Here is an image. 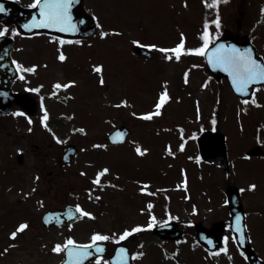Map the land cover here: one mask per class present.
I'll use <instances>...</instances> for the list:
<instances>
[{"label": "rangeland", "instance_id": "374dc122", "mask_svg": "<svg viewBox=\"0 0 264 264\" xmlns=\"http://www.w3.org/2000/svg\"><path fill=\"white\" fill-rule=\"evenodd\" d=\"M21 1L23 4L30 2V0ZM85 1L87 10L90 13H96L106 29L119 28L123 35H113L104 40L94 35L90 38L91 46L88 44L89 40L85 41L84 45L66 43L63 50L68 59L63 63L56 59L57 45L50 42L49 37L36 35L29 39L22 35L15 36L17 46L14 56L16 58L26 65H48L46 68H38V75L29 74V86L44 84L42 93L46 96L45 103L50 110L51 119L62 123L61 127H54V131L62 139H66V143L58 144L46 129L37 124V117L39 118L42 114L40 110L31 125L26 119L24 122L25 117L13 116L12 113L15 111L9 115L0 116V172L9 165H17L16 151L18 148H23L26 155L24 164L11 171L14 175L16 174L18 182L16 180L12 183L14 176L11 174L3 175L0 177V190L6 187L5 198L14 203L19 196L23 195L21 189L23 192H29L33 187L37 188V192L27 198L32 202L27 201L15 209L11 204L7 207L5 205L6 210L11 212L9 218L4 219L2 226L9 225L15 220L18 222L28 220L30 228L18 238L16 248H12L8 254L0 255V264H53L61 258V255L52 253L51 246L56 241H63L66 236L71 235L78 241H86L93 230L119 231L135 223H145L147 213H138L137 210L138 207L140 209L143 206V201L138 197L142 195L136 193L139 187L136 184L137 180H150V186L153 185L155 189H163L165 186L170 189L171 199L169 201L167 199L166 202L165 198L160 196L162 198L161 207L155 204V214L161 220L166 219V211L170 210L173 215L180 217L178 223L181 227L185 226L184 221L186 220H194L195 224L208 227L223 216L224 181L222 173L213 168L206 174V169L202 167L204 170L202 171L187 158L188 154L195 153L194 141L190 140L187 143L185 152L177 151L180 134L176 125L184 126L185 135H189L188 130H195L200 123L209 127L208 118L211 115L209 113L215 100L211 98V90L217 89L214 82H210L207 89H201L200 85L205 80V74L199 71L201 68L199 67L192 69L190 84L183 83L184 70L193 63L199 64V60L195 62L194 56L185 57L182 63L170 64L164 62L160 58L161 54L154 50H152L154 56L149 59L136 56L133 52L135 46L131 44L132 39H140L143 43L170 46L177 42L179 32L184 31L188 45L197 46L200 43L199 33L202 31L203 21L205 18L213 19V10L206 8L203 0H187V7L184 6V0ZM224 4H221V9ZM243 7L247 14L240 20L239 32L234 29L235 32L250 35L251 27L255 28V39L264 43V17L262 15L257 17L261 8H264V0H228L222 13L220 9L223 25L226 26L229 18H235V16L237 21L238 9H241L242 13L244 12ZM248 15L255 18L249 26L246 25L245 20ZM253 23L256 24L254 27ZM234 24L235 22L232 23L233 26ZM95 63L105 65L104 74L107 80L105 87L98 85V76L91 70V65ZM69 79L79 81L78 86L67 90L73 94L74 99H66V91H61L58 97L47 96L54 81L66 82ZM163 79L171 81L169 87L174 97L173 101L166 106L163 116L153 121L132 117L130 115L132 111L151 110ZM16 86L19 90L25 89V82L19 80ZM223 90L227 91L225 86ZM227 93L226 100H229L230 95L228 91ZM30 94L38 99L36 94ZM125 95L134 107L115 109L111 106L118 103ZM177 96L181 97L179 101L175 99ZM59 97L63 100H58ZM257 99L261 105H264V94L258 93ZM197 100L200 102L202 114L200 121L196 120ZM261 108L264 109V106ZM61 113L67 115L62 116ZM72 113H75V118L68 119L67 116ZM227 118L230 124H234L236 118L234 114H227ZM120 124L126 125L131 131L126 145L109 146L107 151L91 147L93 143H107L106 134ZM81 126L87 129V135L71 132L72 127ZM29 127L33 129L31 132L28 131ZM164 129L171 130L164 131ZM158 131L159 135H157ZM172 135L178 137V140H173ZM132 140L149 148L150 153L143 158L136 156L131 144ZM169 142L173 150L177 151L175 158L164 155L165 145ZM232 142L234 145L236 138L232 137ZM67 143L76 144L79 151L73 165L55 169L57 174H55L54 202L53 191L47 183L49 179L47 172L54 169L56 157ZM35 144L41 145L40 153L32 152ZM230 147H232L231 141ZM82 148H86L87 151H81ZM244 162L251 173L263 178V161L245 159ZM105 164L113 171V175L107 178L123 185L124 190L109 187L103 192L97 191L96 194L101 195L102 200L90 201L85 189L90 186V178L96 169ZM182 165L192 167V172L190 170L186 172L187 178L190 179L187 193L182 188L180 190L175 188L184 176L180 168ZM81 170L87 172L88 175L81 176ZM117 171L120 173L119 180H116L114 175ZM37 174L40 176L39 181L35 180ZM246 178L250 179L252 175L245 173L236 175L238 181H245ZM185 195L190 196V199H184ZM41 198L44 200L43 207L37 203ZM65 200L72 204L81 203L86 209L93 211L97 219L81 221L69 234L61 230L45 232L40 225L41 212ZM191 203L198 208V213L195 215L192 214ZM245 203L246 210L252 213L260 205L259 194L255 192L247 195ZM107 211L116 214L118 218L126 219L125 225L118 227V221L113 225L111 222L113 218L107 215ZM263 216V213L257 212V215H251L248 219L253 241L264 246V226L262 227L263 223L260 221ZM18 222L13 223L10 230H14ZM36 236L40 238L39 241L38 238L35 239ZM184 237H187V242L179 245L176 241L161 240L152 235L146 238L145 236L135 237L130 243V248L137 250L136 244L143 241L144 247L139 250L144 251L146 255L133 263L173 264V259L164 258L163 251L166 249L171 254L179 248L177 258L181 263L212 264L213 261H210L209 257L205 259L208 255L201 249H191L194 243L192 234L184 233L178 240H183ZM0 241V246L8 244L7 238H0ZM109 246L113 245L109 244ZM263 246L259 249L260 253L257 250L262 258H264ZM217 262L218 264H244V259L240 253L231 249L228 255L220 254L215 257L213 263L217 264Z\"/></svg>", "mask_w": 264, "mask_h": 264}, {"label": "snow or ice", "instance_id": "6c2138e0", "mask_svg": "<svg viewBox=\"0 0 264 264\" xmlns=\"http://www.w3.org/2000/svg\"><path fill=\"white\" fill-rule=\"evenodd\" d=\"M76 3H79V0H32L28 5L29 8L35 9L36 14H33L31 19L24 23L21 27L22 29L28 30V32L33 35L38 33L32 32L33 29H49L54 30L59 33L64 34H75L81 31L79 25L85 24L84 19H77L73 16V8ZM205 7L213 10L214 18L209 20L207 18L203 21L202 31L199 33L200 43L197 46H189L187 42L186 33L184 31L179 32L178 40L172 46H163L159 43H143L140 39H132L131 44L142 48L145 50H154L157 53L161 54V59L170 64L182 63L184 58L187 56L202 57L208 65L213 69L222 70L227 74L230 87L234 90V93L240 94L242 97L241 103L245 107H240L237 116L240 113H247L249 111L248 106L262 107L258 102L256 93L260 88L264 87V58H261L258 53L255 52L252 46L248 47H239L235 43H225L221 40L222 32V17L220 13V5L222 3H228V0H203ZM184 6L187 7V0H184ZM8 10L3 3H0V13L7 12ZM261 14L264 15V8H261ZM91 19L95 21V28L98 30L94 35L98 36L101 40H104L113 35H123V32L116 27L106 29L104 24L99 19L96 13H91ZM214 25V30L212 26ZM11 35L15 37L17 35H24L20 28H10L9 25L4 24L0 26V38ZM50 42L57 45V56L56 59L63 63L68 57L63 50V46L66 43H75L78 45H84L85 41L83 39L67 40L64 36H57L49 34ZM89 46H91V40L88 41ZM4 57L0 56V61H3ZM11 64L14 66L15 73L17 78L25 82V90L29 93H34L37 95L39 100V109L41 115L39 117V123L44 129H46L51 137L58 143H66V139H62L60 135L50 126L51 113L49 108L45 103L46 96L42 93V89L45 87L44 84H37L36 86H29V74L38 75V68L47 67V64L38 65L31 64L26 65L20 60L12 59ZM2 66V65H0ZM201 67V65L193 63L187 67L183 72V83L185 85L190 84V73L193 68ZM91 70L93 73L97 74L98 80L97 83L100 87H105L107 85V80L105 78V65L103 63H95L91 65ZM211 77L206 79L201 85V89H207L209 87ZM79 81L76 79H69L66 82L61 80H56L51 85V91L47 93L48 97H58L61 91H66V99H74V96L71 92L67 91L73 87L78 86ZM171 81L168 79H163L161 81V87L158 91L156 98L152 104L151 110L137 112L132 111L130 115L136 117L137 119L144 121H153L156 118H160L164 114V110L170 102L173 101L174 97L171 93L169 85ZM255 86V87H253ZM0 95L7 96V92L0 93ZM191 95V93H189ZM177 101L181 97H175ZM220 100L217 99V105H219ZM115 109L134 107L131 104L127 96L119 100L118 103L111 105ZM13 116L20 117L23 116L28 120V123L31 125L34 123L32 116H30L26 111L22 109H17L12 113ZM62 116L67 114L61 113ZM68 119H74L75 113H72L70 116H67ZM196 120H202L201 108L199 100L196 101ZM111 122V121H109ZM209 127L206 128L204 123H200L195 130H188L189 135H185L186 129L183 125H176L179 134H180V143L178 145L179 152H184L186 144L189 140L196 141L200 138L202 134L208 132L218 131V119L216 111H213L209 118ZM241 131H243V124L240 125ZM261 129H264V125L258 126L257 142L261 145H264V137L259 135ZM33 129L28 128V131L31 132ZM171 129H164V131H170ZM72 133H79L82 135H87V129L83 126L81 127H72ZM128 133L126 131L116 130L109 134L107 139L116 145L124 144L126 142ZM159 135V131L157 132ZM131 144L133 145V151L138 157H146L150 153V149L143 147L138 141L132 140ZM93 149H103L107 151L109 149L108 143H93L91 145ZM18 152L23 153V148H18ZM81 151H87L86 148H82ZM165 157L171 156L175 158L177 156V151L173 150L171 142H169L164 149ZM189 160L194 161L197 164L203 162V156L195 155L188 156ZM245 158H250L249 154H245ZM64 159L67 160L69 157L64 156ZM91 165V162H89ZM171 167V165H169ZM184 171L183 179L180 183L175 185L177 190L181 188L187 193L189 191V184L186 170ZM81 176H87L88 173L81 170ZM113 175L112 169L108 165H102L98 167L94 175L90 178V186L85 189L87 192L88 200H94L99 202L103 199L101 195H97V191L103 192L107 188L124 190V186L121 184L114 183L112 179L107 177ZM116 180L120 179V173L117 171L114 173ZM40 176L37 174L35 180L39 181ZM136 184L139 185L138 192L142 195L155 196L160 191L157 189L156 192H153L150 189V180H137ZM257 188V184L251 183L247 188L241 187L239 191L244 193L245 191H252ZM21 192L25 197H30L33 193L37 192V188L33 187L29 192ZM79 197L77 196V200ZM184 199H190V196L185 195ZM40 207L44 206V200L41 198L37 201ZM224 205H229L230 200L224 199ZM155 204L152 200H148L144 207L139 209L140 213H147V221L145 223H135L134 225L126 226L119 231H104V230H93L90 233L89 238L86 241H78L73 236L69 235L64 238L63 241L54 242L51 247V252L57 255H63L64 259L61 264H133L134 261L142 259L146 253L140 251L144 247V242L140 241L136 244L137 250H132L127 244L131 243L135 239V235L150 231L156 227H170L171 221H178L180 217L178 215H173L170 210L166 211V219H159L155 212L153 211ZM198 213V208L194 204L192 205V214L195 215ZM231 215V213H230ZM248 213L235 214L234 220L226 225L230 230L229 234H225L222 237V246L216 247L215 241L208 236H202V239L206 241L208 245L211 246V249L208 251V257L219 256L220 254L228 255L230 252L229 244L230 241H238L237 247L244 243L245 239H251V236L245 235L246 231H249L248 225L245 222V217ZM43 223L45 225H65V222L68 221L67 227L69 230L72 228L74 221L88 219L95 221L97 219L96 214L86 209L81 203L77 202L74 205L67 206L66 210L63 212H47L42 217ZM186 226H192L195 224L194 220L184 221ZM30 228V222L24 220L18 223V225L9 233V239L15 241L18 235L24 233ZM187 237H184L183 240H177L176 244L186 243ZM200 241H195L192 245L195 249L196 245ZM109 244L113 245L114 255H110L106 258L107 250ZM46 246V245H45ZM16 247L14 243H9L7 247L3 249V252H0V255H3L9 251L10 248ZM179 248L173 253H169L166 249L163 251V256L165 259L175 260V264H180V261L177 259L179 254ZM243 255V252H241ZM247 258V257H245ZM229 259L231 256L229 255ZM218 264V262H217Z\"/></svg>", "mask_w": 264, "mask_h": 264}, {"label": "flooded vegetation", "instance_id": "af4514ba", "mask_svg": "<svg viewBox=\"0 0 264 264\" xmlns=\"http://www.w3.org/2000/svg\"><path fill=\"white\" fill-rule=\"evenodd\" d=\"M249 41L255 47L256 51L260 55H262V57L264 58V43L258 41L257 39H249ZM15 84H16V82H15ZM15 88H16V85H15ZM259 91H260V93L264 94V87L260 88ZM238 104L241 105L242 103H238ZM248 107H249V111L246 113V116L243 117L242 119H240L242 124L246 123L244 129L249 133L248 141L244 145H240L238 143L235 146V149L233 151L232 150L230 152L227 151V159H228L227 169H222L220 166L214 165V164H213V167L216 170H218L219 172H222L224 174H228L229 176H228L227 179L228 180H232L231 183L224 182L225 183V185H224V193H225V190L228 187H231V192H233L234 188H236L238 196H239V199H240V202H241V204L243 206V212L244 213H248V215H255V213H251V211L246 210V206H245V204H246L245 203V197L247 195H250L249 194L250 191H245L244 193H241L239 191V189L241 187L247 188V186L252 183L251 180L246 178L245 181H238L236 179V175L238 173L250 172L247 169V167L245 166V164H244L245 163L244 160L246 159L245 158V154L246 153L248 154V151L250 149L260 148L262 152L258 151V154H256V155L249 154L250 158H247V159H256V160L264 162V145L259 144L257 142V139H256L257 134H258V126L264 125V109L261 108V107H255V106H251V105L248 106ZM217 119H218V126H217L218 127V131L223 130V132L225 133L226 131L229 132L231 130L230 125L222 124V119L219 117V113L218 112H217ZM259 135L261 137H264V129L260 130ZM40 146L41 145L35 144L34 145V149H33L32 152L40 153L41 152ZM257 150H259V149H257ZM229 153H231L232 155H229ZM11 157H12V155H11ZM11 157L9 159V162L11 161ZM25 158H26L25 151H23V153H20V152L17 151L16 152V163H17V165L15 164L16 166L15 165L12 166L13 165L12 164V165L7 166L6 169H2V171L0 172V177L3 176V175L8 176V175L11 174V175L14 176L13 177L14 181L12 182V183H14L17 180V177H16V174L14 175V173H12L11 171L16 170V168H18V167H21L24 164ZM56 160H57V157H56ZM55 166H54V169L52 171L49 170L47 172V176L49 177V179L47 180V183H48L49 187L51 188V190L53 191L54 202H55V174H57L55 172V169L56 170L61 169L58 165H55ZM42 167H44V166H42ZM40 173H41V171H40ZM230 174H234V176L231 177ZM261 179L263 181V183H261L262 187H264V176ZM17 182H18V180H17ZM5 190H6V187H4L3 190H0V215H1L0 216V238H7L8 244L9 243H14L16 245L18 238L21 237L22 234L18 235V237H17V239L15 241H11L9 239V233L12 231V230H10L12 223H10L9 225L2 226V223H3L4 219L5 218L8 219L9 218V213L11 212V211L6 210L7 209L6 207H7L8 204H11V205L15 204V206L17 207V206H19L21 204H24L27 201H31V200H28L27 199L28 197H25L24 195H22V196H19V198L16 199L14 203H12L9 200H7V198H5V194H6ZM151 190L153 192H155L154 189H151ZM66 204H68V202L65 200L64 202H62V203H60L58 205H53L52 207H50V209L62 208ZM5 205H6V207H5ZM260 208H261V213H264V193H263L262 198H261V207ZM39 219H41V216H40ZM228 219H229V211H228L227 206L226 207L224 206L223 216L220 219L222 221L221 232L219 233V239L221 241V244H222V237L225 234H229V232H230L229 229L226 227V225H228V223H227ZM117 221L119 222V226L118 227L123 226V225H125L124 223H126V219H124V218H118ZM75 224H73V226H75ZM55 230H61L65 234H68L71 229L68 232H66V230L63 229V228H55L53 226H51V227H49L47 229H44V231L47 232V233L50 232V231H55ZM38 236H40V235H38ZM38 236H36L35 239L38 238V241H39L40 238ZM137 236H139V234L135 235V237H137ZM5 242H6V239L4 240V243ZM0 244H1V241H0ZM8 244L4 245V246H0V252H3V249L5 247H7ZM17 246L18 245H16V247ZM52 246H53V244H52ZM128 247H130V246H128ZM11 249L12 248H10L9 251ZM8 252L5 253V254H8ZM5 254H3V255H5ZM19 264H21V263H19Z\"/></svg>", "mask_w": 264, "mask_h": 264}, {"label": "water", "instance_id": "95a60500", "mask_svg": "<svg viewBox=\"0 0 264 264\" xmlns=\"http://www.w3.org/2000/svg\"><path fill=\"white\" fill-rule=\"evenodd\" d=\"M0 3H3L4 6L6 7V9L8 10L7 12L0 13V20H5V21L14 20L16 22L18 28H20L23 33H30V32H28V30L22 29L21 26L24 23L28 22L31 19L32 15L36 14L37 10H35V9H33V10H22V9L18 8L15 4L10 3V2H6V1H2V0H0ZM80 5H81V0H79V3H76L74 5L73 16L75 19H77V21L80 19H84L85 24H87L88 27L86 26V28L83 29L82 27H84L85 25H83V24H82L83 26L79 25V27L81 29V31L79 33L64 34V33H59L57 31L44 29V28L33 29L32 32L44 31V32H48V33L60 34L63 36H88V35H90L93 31V22L88 15H86L85 13H83L80 10ZM12 46H13V41L11 38H9V37L0 38V56L4 57V60L0 61V65H2V66H0V93H3V92L8 93V95L6 97L3 95H0V114L8 113L10 111L11 104L16 103L19 106H21V108L23 110H25L28 114L34 115L35 110H36V105H35V102L33 101V99L30 98L26 94H12L10 92V89H9V86L15 77V70L13 69V66H12L11 60H10V56H9V52H10V49L12 48ZM136 51L138 53H144V54L148 55V53L146 51H143L142 49H137ZM208 69L210 70V72L212 74L216 75L217 78L219 77L220 74H224V72L222 70L213 69V68H211L210 65H208ZM226 78L229 81L227 74H226ZM116 130L126 131L128 133V131L122 127L116 128L112 132H114ZM215 136H217V135L211 134L210 132H205L204 134H202L200 136L198 141H199V145H200V151H201L204 158H209L206 155L207 148L205 147V145H206V143L208 145ZM75 152H76L75 148L71 145L64 147L62 153L59 156L60 166L73 162ZM65 155H67L69 157V159L65 160L64 159ZM66 208L62 211L61 210H56V211L54 210L51 212H57V211L63 212L66 210ZM231 209H232L233 213L240 211V207L238 205H235V204L233 205V203L231 205ZM67 223H68V221L65 222V225H67ZM154 232L157 234H160V235H166V234L170 235V236L177 235L176 227L173 224H171L170 227H159L158 226L154 229ZM197 234H198V239L201 242H203L204 240L202 239V236H206L205 235L206 232L201 230V229H197ZM209 235H210L211 239H213L215 241V244L217 245V242H216L217 240H215L214 236H212V233H210ZM209 235H207V236H209ZM240 247L247 254L248 261L250 264H262L261 262H259L256 259L254 254L249 249L247 239H245L244 243L241 244ZM208 248L211 249V247H208Z\"/></svg>", "mask_w": 264, "mask_h": 264}]
</instances>
